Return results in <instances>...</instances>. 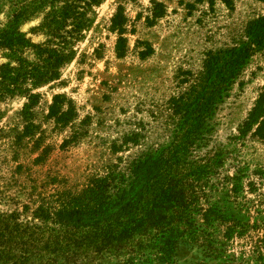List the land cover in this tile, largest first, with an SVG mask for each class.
I'll return each instance as SVG.
<instances>
[{
  "label": "rangeland",
  "instance_id": "rangeland-1",
  "mask_svg": "<svg viewBox=\"0 0 264 264\" xmlns=\"http://www.w3.org/2000/svg\"><path fill=\"white\" fill-rule=\"evenodd\" d=\"M63 5L0 44V264H264V0Z\"/></svg>",
  "mask_w": 264,
  "mask_h": 264
},
{
  "label": "trees",
  "instance_id": "trees-1",
  "mask_svg": "<svg viewBox=\"0 0 264 264\" xmlns=\"http://www.w3.org/2000/svg\"><path fill=\"white\" fill-rule=\"evenodd\" d=\"M102 0H32L30 3L25 4L24 5V9L20 10V11H14L13 13V17L11 19V23L8 25L9 30L8 29H4L3 30V36H0V44L3 43V39L4 42H8V45H14L15 42L18 41H25V34L21 33L20 31L17 30V28L14 27V29H12V25L13 24H17L19 23L22 19H26L28 17H30L32 14H34L35 12H37L38 10L42 9L45 5L47 4H51L52 6L55 3H59V2H63L64 5L63 7L65 8H82L83 6H81V3H84L86 6H89L93 3H100ZM45 22H44V26L46 29L51 30L52 27L54 26H58L56 25V23H58V20L56 19V16L53 17L52 13H47V15L45 16ZM81 22H79L78 24H80ZM119 41L122 42L123 38L120 37ZM250 47H246L243 50H239V55L236 58V64H237V68L239 69L241 67V65L245 62V56L246 54L249 52ZM264 101V97L260 98L259 101L257 102V107L263 103ZM255 108V112L256 110H258V108ZM254 112V113H255ZM252 114V116H254L255 114ZM259 117V116H258ZM262 128H259V130H261ZM123 192H129V190H124ZM144 202V201H143ZM142 208L141 203L139 202L136 206L134 205V203H128L125 205V207H123V211H125V216L124 217H130L133 216L135 214L138 215L140 214V210ZM134 223V221L128 222V221H123L122 223H120L121 227H119L117 230H119L122 234H127L130 230L133 231L132 228H130V224ZM92 246H97L96 244L94 245L92 243ZM99 247V246H98Z\"/></svg>",
  "mask_w": 264,
  "mask_h": 264
}]
</instances>
